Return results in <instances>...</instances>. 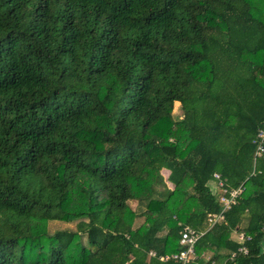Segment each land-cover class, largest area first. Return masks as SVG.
<instances>
[{
    "label": "trees",
    "instance_id": "obj_1",
    "mask_svg": "<svg viewBox=\"0 0 264 264\" xmlns=\"http://www.w3.org/2000/svg\"><path fill=\"white\" fill-rule=\"evenodd\" d=\"M263 124L264 0H0V264H179L216 173L191 264H264Z\"/></svg>",
    "mask_w": 264,
    "mask_h": 264
},
{
    "label": "built area",
    "instance_id": "obj_2",
    "mask_svg": "<svg viewBox=\"0 0 264 264\" xmlns=\"http://www.w3.org/2000/svg\"><path fill=\"white\" fill-rule=\"evenodd\" d=\"M256 150L253 157V169L249 174V177L256 175V164L257 161L263 157L264 155V124L259 129L256 140H255ZM215 192H217L216 199L220 205V211L218 213H211L207 217V229L205 231H198L190 226H185L182 228L180 232V246L181 251L176 254H172L170 256H162L159 257L161 262H166L169 260L178 262L179 264H191L195 262L197 259V255L195 252V246L198 241L202 238V236L212 229L217 224L225 221V214L228 212L233 206L238 203V199L244 192V184H241L237 188L229 190L224 180L221 178L219 174L213 175V181ZM212 190V189H211ZM236 238L234 239L239 244H243L246 239L244 234L235 233ZM240 253L247 254V249L244 246L239 248ZM150 257H156L154 252L149 253ZM236 257V253L231 254L230 259ZM206 264H217L215 261L207 260Z\"/></svg>",
    "mask_w": 264,
    "mask_h": 264
},
{
    "label": "rangeland",
    "instance_id": "obj_3",
    "mask_svg": "<svg viewBox=\"0 0 264 264\" xmlns=\"http://www.w3.org/2000/svg\"><path fill=\"white\" fill-rule=\"evenodd\" d=\"M173 114H174L173 116H174L175 119H179L182 116V111H181L179 103H175ZM211 187H212L211 188L212 189V193L214 195H217V192H215L214 186L212 185ZM129 204L134 210L136 208H138V207H136V204H134L133 202H130ZM142 221H143V219H139L138 218L136 220V224L135 225L136 226L140 225L142 223ZM77 223L78 222H74V223H64V222H58V221L50 222V223H48L47 231H48L49 234H54V233H56L58 231H76L77 230ZM83 242H84V244H86L85 236H83Z\"/></svg>",
    "mask_w": 264,
    "mask_h": 264
},
{
    "label": "crops",
    "instance_id": "obj_4",
    "mask_svg": "<svg viewBox=\"0 0 264 264\" xmlns=\"http://www.w3.org/2000/svg\"><path fill=\"white\" fill-rule=\"evenodd\" d=\"M161 174H162V176L164 177V179H165V182H166V184L168 185V187L170 188V189H172L173 188V185L171 184V183H169L168 182V177H169V171L168 170H166V169H163L162 170V172H161ZM213 185V183H210V188H212L211 186ZM214 186V185H213ZM134 204H136V207H138L137 206V203H135V202H133ZM133 209V208H132ZM137 210H138V208H136ZM135 209V210H136ZM134 210V209H133ZM139 211V210H138ZM232 238L233 239H235L236 238V234L235 233H233V235H232ZM211 256H212V254L211 253H207L206 255H205V257L206 258H211Z\"/></svg>",
    "mask_w": 264,
    "mask_h": 264
}]
</instances>
